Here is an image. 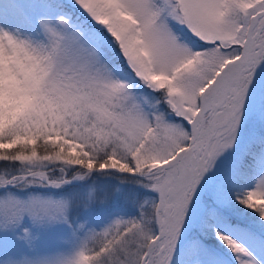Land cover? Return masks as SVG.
<instances>
[{
	"label": "snow or ice",
	"instance_id": "1",
	"mask_svg": "<svg viewBox=\"0 0 264 264\" xmlns=\"http://www.w3.org/2000/svg\"><path fill=\"white\" fill-rule=\"evenodd\" d=\"M0 264H264V0H0Z\"/></svg>",
	"mask_w": 264,
	"mask_h": 264
}]
</instances>
